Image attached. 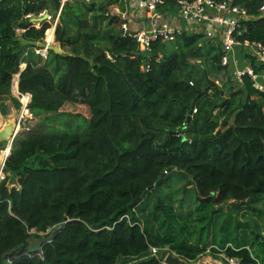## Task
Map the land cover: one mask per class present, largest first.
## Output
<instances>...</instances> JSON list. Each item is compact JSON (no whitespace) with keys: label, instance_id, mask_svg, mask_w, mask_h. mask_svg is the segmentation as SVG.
<instances>
[{"label":"trees","instance_id":"trees-1","mask_svg":"<svg viewBox=\"0 0 264 264\" xmlns=\"http://www.w3.org/2000/svg\"><path fill=\"white\" fill-rule=\"evenodd\" d=\"M60 1L0 0V98L10 96L19 74L30 112L69 119L60 135L72 138V150L52 166L28 162L23 148L6 157L0 264H164L163 250L198 261L196 247L153 240L135 209L178 170L193 179L203 204L264 198V92L246 76L236 87L221 65L220 44L201 33L156 40L143 52L116 27L120 18L107 14L119 0L64 2L54 32L62 53L50 50L39 62L17 30L41 41L49 24L37 26L28 15L55 14ZM233 1L255 16L238 38L264 43V0ZM46 34L50 39L51 30ZM223 253L263 264L247 247Z\"/></svg>","mask_w":264,"mask_h":264},{"label":"rangeland","instance_id":"rangeland-1","mask_svg":"<svg viewBox=\"0 0 264 264\" xmlns=\"http://www.w3.org/2000/svg\"><path fill=\"white\" fill-rule=\"evenodd\" d=\"M84 1L107 3L109 0ZM115 6L109 5L107 14L111 15ZM41 13L31 16L30 20L41 17ZM46 13L52 15L53 9ZM99 26L102 27V24ZM116 27L121 29L120 20ZM54 42L59 46L55 39ZM34 53L39 55V62H44L48 55L42 56L35 50ZM228 71L231 73V70ZM223 82L224 79L217 80L220 86ZM234 84L236 87H243L242 83L235 80ZM68 120L55 114H32L29 111L25 123L27 129H19L9 155L17 156L23 148L28 162L38 166H52L57 155L67 154L72 150V138L60 135L66 131ZM8 143L2 142L3 150ZM12 180L18 186L15 177ZM135 213L153 240L170 237L178 243L200 249L202 253L199 260L187 261L188 264H229L228 257L223 253L226 247H247L264 264V198L256 199L253 203L230 199L222 203L203 204L196 195L193 179L184 171L178 170L170 172L167 180L149 192L138 204ZM42 237L43 234L32 237L31 247ZM160 252V256L169 253L166 250Z\"/></svg>","mask_w":264,"mask_h":264},{"label":"built area","instance_id":"built-area-1","mask_svg":"<svg viewBox=\"0 0 264 264\" xmlns=\"http://www.w3.org/2000/svg\"><path fill=\"white\" fill-rule=\"evenodd\" d=\"M61 0L55 14H46L48 27L44 32L42 42L55 44L54 32L61 8L64 2ZM127 7L140 14L147 25L139 30L129 28V14L121 13L118 4L114 7L112 14L117 15L121 21V29L124 35L135 38L139 48L145 52H151V43L156 40L162 42L173 41L182 33H201L206 39L216 41L223 51L221 65L231 70V78L237 83H242L244 76L248 77L251 85L259 92H264V43L261 41L240 40L238 37L247 31V22L255 18L249 11L236 4L233 0H177L171 6L174 9V17L179 22L178 25H169L165 21V12L162 0H126ZM259 12H264V5L259 8ZM28 17H31L28 15ZM39 26V22H35ZM52 30L53 39L47 41L46 33ZM21 30H17L19 32ZM36 53L46 56V48L34 47ZM16 97L19 101L21 113L17 124L19 129L24 125L29 114V104L31 95L21 93L17 89ZM196 109L193 110L195 112ZM18 129V130H19ZM3 164L0 166V181L4 179ZM151 254H157V248L151 246ZM170 253V252H169ZM168 254V253H167ZM166 254V255H167ZM174 254V253H173ZM165 255V256H166ZM163 257V263H165ZM229 264H239L235 258L227 259Z\"/></svg>","mask_w":264,"mask_h":264},{"label":"crops","instance_id":"crops-1","mask_svg":"<svg viewBox=\"0 0 264 264\" xmlns=\"http://www.w3.org/2000/svg\"><path fill=\"white\" fill-rule=\"evenodd\" d=\"M164 12H165V21L169 25L175 26V25L179 24V22L174 17V9H172L171 7L164 6ZM128 14H129V16H128L129 28L131 30H139V29H141L147 25V22L143 21V19L139 13L133 11L132 13H128ZM18 37H21V31L18 32ZM25 65H26L25 63L21 64V69H23L25 67ZM18 80H19V74L14 75L13 81H12L10 96H8L6 98H0V129H2L3 126L6 123H8L11 119L15 118L17 113H18L19 106L15 105L13 103V100H12L13 98L17 99V97H16V94H17L16 91L17 90L16 89H18ZM14 82H16V88H14ZM23 128L27 129L25 124L21 125L20 130ZM19 132L20 131L18 130L16 136L19 134ZM4 141H7V140H4ZM2 142L3 141H0V166L2 164L4 165V162L6 160V158H4V155H3V153H4L3 149L4 148L1 147ZM7 142H9V141H7ZM4 175H10V173L7 172V173H4Z\"/></svg>","mask_w":264,"mask_h":264},{"label":"water","instance_id":"water-1","mask_svg":"<svg viewBox=\"0 0 264 264\" xmlns=\"http://www.w3.org/2000/svg\"><path fill=\"white\" fill-rule=\"evenodd\" d=\"M118 10L121 13H132L133 12L132 8L127 7L126 0H119ZM32 20L40 23V22L46 20V14H43L39 18H33ZM18 40L21 41V43L24 45H32L34 47L46 48L47 51L52 50V51H55L57 53H62V49L59 46H57L56 44L46 43V42H42V41H39V42L38 41H30V40H27L23 37H18ZM14 88H16V82H14ZM20 113H21V108L19 107L16 117L11 119L8 123H6L3 126L2 129H0V141L7 140V141H9V144H12V142H13V140H14L17 132H18V129H19L17 121L19 119ZM151 188H152V186L149 187L147 190H150ZM147 190H145L143 194H145ZM164 261L166 264H188L185 259H182L173 253H168L165 256Z\"/></svg>","mask_w":264,"mask_h":264},{"label":"bare ground","instance_id":"bare-ground-1","mask_svg":"<svg viewBox=\"0 0 264 264\" xmlns=\"http://www.w3.org/2000/svg\"><path fill=\"white\" fill-rule=\"evenodd\" d=\"M46 39H47V41H49V42L52 41V39H53V36H52V30H51L50 39L47 38V34H46ZM10 151H11V144H8V146L6 147V149L4 150V153H3L4 158H6V157L9 155Z\"/></svg>","mask_w":264,"mask_h":264}]
</instances>
